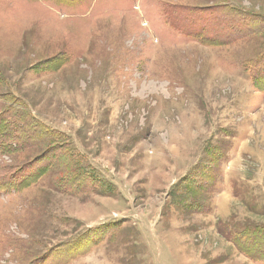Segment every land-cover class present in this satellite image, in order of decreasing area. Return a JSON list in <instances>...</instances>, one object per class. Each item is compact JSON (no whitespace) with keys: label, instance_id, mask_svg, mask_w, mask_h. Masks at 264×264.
<instances>
[{"label":"rangeland","instance_id":"1","mask_svg":"<svg viewBox=\"0 0 264 264\" xmlns=\"http://www.w3.org/2000/svg\"><path fill=\"white\" fill-rule=\"evenodd\" d=\"M0 264H264V0H0Z\"/></svg>","mask_w":264,"mask_h":264},{"label":"trees","instance_id":"2","mask_svg":"<svg viewBox=\"0 0 264 264\" xmlns=\"http://www.w3.org/2000/svg\"><path fill=\"white\" fill-rule=\"evenodd\" d=\"M57 1H60L61 3H64V4H71V3H74V2H78L79 0H57ZM7 127V126H6ZM12 133H14V132H12ZM15 134H16V132H15ZM14 134V135H15ZM43 136H42V138H40V139H35L36 141H35V143L39 146H41V147H44V145H46V143H48L47 144V146H49L53 141H52V137H51V135H49L50 136V139L48 140L47 139V137H48V135L47 134H42ZM16 136V135H15ZM13 186L12 185H10V187L8 186V187H6V188H4V189H10V188H12ZM17 187H18V185H17Z\"/></svg>","mask_w":264,"mask_h":264}]
</instances>
